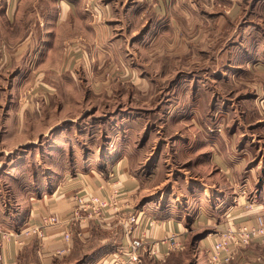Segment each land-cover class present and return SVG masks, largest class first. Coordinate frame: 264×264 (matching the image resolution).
<instances>
[{
	"label": "rangeland",
	"instance_id": "1",
	"mask_svg": "<svg viewBox=\"0 0 264 264\" xmlns=\"http://www.w3.org/2000/svg\"><path fill=\"white\" fill-rule=\"evenodd\" d=\"M19 1L18 22L13 20V26L0 15V230L21 233L30 225H22L24 210L53 182L69 177L81 167L89 172L96 169L93 165L104 167L105 135L112 128L109 124L112 120L118 122L121 114L130 111V117H121L122 123L129 126L123 127L124 131L122 126L114 131L127 139L128 150L133 155L131 173L144 189L143 200L150 199L144 205L155 207L162 198L163 207L176 205L184 217L195 221L181 249L164 261L148 259L144 264H210L207 250H200L205 249L202 238L207 243L214 240L224 229L215 224L224 222L225 214L237 206H241V211H254L255 204L250 199L255 186L264 185V130L256 121L264 123V78L254 77L252 68L243 67L225 81H211L204 75L207 80L195 82V100L190 94L194 81L183 77L178 83L172 82L174 72L161 79V69L155 67L152 59H147L149 56L143 54L139 44L135 43L129 50L128 42L120 41L118 50L110 52L112 57L101 58L107 63L103 77L109 82L108 88L116 87L114 94L106 97L67 83L59 86L61 94L52 89L48 92L35 67L31 68L33 72L28 80L27 68L22 79H16L25 58H8L18 48L26 47L27 39L33 48L46 39L41 34L37 12L41 16L44 10L41 4L48 0ZM231 1L239 4L238 14L233 17L229 16L228 9ZM218 2L219 13L215 15L228 16V22L210 19L213 27L207 30L221 23L225 30L219 35L205 36L201 41L204 56H199L195 64H180V70H199L208 65L215 68L222 64L218 57L223 52L225 58L232 59L236 48L228 47L229 41L242 39L244 45L253 43L264 48V0H216L215 3ZM1 4L2 0L0 11ZM85 8L99 24L98 15L93 11L95 7L86 4ZM29 10H33L34 18L31 14L26 17ZM148 53L154 55L151 51ZM213 61L216 64L212 65ZM138 73L146 79V90L138 98H129L127 104V97L123 98L122 94L125 88L130 91L131 86L133 90L142 88L136 82ZM174 84H177L175 88ZM249 93L253 98L244 99ZM211 102L213 110H209ZM221 141L231 147L234 159L245 157L247 163L239 176L217 165L213 155L215 150L222 149ZM200 151L209 154L203 156ZM209 156L211 162L207 161ZM61 183L56 189L62 187ZM196 212L201 216L198 220ZM107 235V230L97 229L87 239H77L73 250L53 258L50 264H90V255L98 247V240ZM30 237L34 239V235ZM200 240L203 246L198 244ZM34 248L35 242L31 240L21 249L22 264H38ZM257 256L264 264V247L252 243L234 249L226 264H256Z\"/></svg>",
	"mask_w": 264,
	"mask_h": 264
},
{
	"label": "crops",
	"instance_id": "2",
	"mask_svg": "<svg viewBox=\"0 0 264 264\" xmlns=\"http://www.w3.org/2000/svg\"><path fill=\"white\" fill-rule=\"evenodd\" d=\"M2 1L0 15L8 25L13 26L11 23L14 24L13 20L17 21L19 16L17 6L20 1ZM44 2L47 4L43 3V6L41 4V8L44 10L41 16L37 12V18L40 20L39 26L41 27L38 28L41 29V34L46 39L36 48L30 47L29 39H27L26 47L18 48L14 53H10L8 58L15 59L20 56L22 59L25 58L21 72L16 76V79H22L23 70L27 68L25 77L28 80L31 78V72H33L31 68L35 67V70L41 73L39 76L42 77V83L48 92V89H52L61 94L63 91L60 90L59 86L67 83L75 88H88L89 92L96 91L99 95L106 97L108 94H114L116 87L108 88L109 82L103 77L107 63H104L101 58L104 56L107 58L111 56V51L118 50L117 43L120 41L128 42L129 50L135 46V43L139 44L142 47L141 50H144L143 54L149 56L147 59H152L155 67L161 69V79L165 80L174 72L176 76L171 80L172 82L177 81L178 83L183 77L194 81L190 94L195 100L197 99L195 82L200 79L207 80L204 75H208L207 78L211 81H225V79L240 72L243 67L248 70L252 68L253 71L251 72L255 74L254 77L264 78V48H259L253 43L244 45L242 39H238L237 42L229 41L228 47L236 48L235 57L227 59L224 57L226 56L225 52H223L218 57L222 60V64L215 68H210L208 65L206 67L201 66L199 70L179 69L180 64L192 65L204 56V52L201 50L203 47L201 41L205 36L210 33L219 35L221 30H225L222 23L218 27L214 26L211 31L207 30L208 27H213L209 22L210 19L215 18L217 21L223 19L228 22V16L215 15L219 13L217 9L221 1L218 3H215L216 0H48ZM86 4L95 7L93 11L98 15L99 24L93 21V16V19L91 18L85 8ZM238 6L236 1H231L228 4L230 17L238 14ZM30 14L33 18L36 16L33 14V10H29L26 12V17ZM204 22H208L205 24L206 26ZM65 41L67 42L66 45L63 44ZM138 51H140L139 48ZM148 51L154 55L151 56ZM116 54L119 55L118 52ZM4 59L7 60V57L5 56ZM211 63L212 65L216 64L215 61ZM139 69L142 70L143 68ZM179 71L182 72L179 73ZM199 71L203 73L201 76L198 74ZM137 77L136 82L142 88L133 90L134 87L131 86V91L125 88L122 94L123 98L127 97V104H129V98L135 99V96L138 98L139 94L146 90V79L140 73L137 74ZM176 85L174 84V88ZM13 90L14 88L10 92ZM253 96L249 93L245 95L244 99H252ZM124 106L126 105L124 104ZM209 107V110L214 109L212 102ZM125 113L120 115L119 119L121 120L118 122L112 120L109 124L112 128L105 135L106 146L103 149L106 160L104 167L93 165L96 169L94 171L90 169V172L81 167L69 177L53 182L45 189L44 193H41L40 196L37 195V198L31 204L29 203L28 209L24 210L26 215L22 221V225L37 224L39 218L44 214H57L64 218V215L73 207L71 195L75 193L80 196L96 195L102 199H107L117 189L115 205L106 209L105 212L106 225L99 226L94 221L73 222L69 225L62 223L60 226L47 228L46 237L43 240L20 235L19 230L15 233L9 231L14 237H10L9 241L6 242V254L2 264H22L19 254L21 249L28 246L31 240L35 242L33 251L36 262L38 264H50L51 260L55 258L53 256L55 249L68 246L69 250L66 252L68 254L74 249L77 239H87L97 229L107 230L108 235L98 240L99 245L97 244L98 247L90 255L88 263L106 264V259L117 247L126 245L128 237L126 236L125 226L127 224L125 223L126 218L130 215L137 219V223L132 225L134 229L132 237L141 238L148 245L156 243L157 254L155 256H143L141 264H144V261L148 259L156 262L164 261L165 258L176 252L177 249H170L166 241L171 235L176 236L177 242L184 244L188 229L194 225L195 221L191 222L184 217L183 212L176 205L163 207L162 198L159 199L160 201L157 200L155 207L154 205H144L146 200L149 201L150 199L143 200L141 196L144 189L140 188V181L137 176L131 173V156L133 155L128 150L127 139L114 131L119 126H122L121 130L123 131V127L129 126L122 123L121 117L131 116L129 115L130 111ZM256 121L260 124L259 128L264 130V123H259L260 120ZM206 146L213 151L212 147ZM219 146L222 149L215 150V155H213L217 165L224 171L239 176L247 163L245 157L240 156L239 159H234L231 155V147L224 145V141H221ZM201 154L205 156L209 153L201 152ZM210 156L207 161L211 162ZM60 182L63 183L60 184L63 191L62 193L60 191L59 194L56 187L59 186L58 183ZM259 184L255 186L253 197L250 199V202L255 204L254 211H241V206H237L231 213L225 214L224 222H217L215 225L222 228L239 225L253 226L257 216L264 219V185L259 187ZM195 214V219L201 218L200 213L196 212ZM212 218L213 216L211 220ZM64 232L70 235L67 243L62 239ZM15 239L19 240L20 243H16ZM202 239L205 243V249L200 250L206 251L209 249L210 242L207 243L204 238ZM201 240L198 244L203 246L200 244ZM254 244L260 245L258 242ZM261 246L264 247V245ZM259 258L257 256L254 259L256 264L261 261ZM261 264H263L262 261Z\"/></svg>",
	"mask_w": 264,
	"mask_h": 264
},
{
	"label": "built area",
	"instance_id": "3",
	"mask_svg": "<svg viewBox=\"0 0 264 264\" xmlns=\"http://www.w3.org/2000/svg\"><path fill=\"white\" fill-rule=\"evenodd\" d=\"M62 193L63 188L59 187L58 192ZM117 189L114 190L107 199H102L96 195L80 196L77 193L71 195L73 207L63 217L57 214H47L39 218L37 224L28 225L20 235L30 237L34 235L39 240L45 239L46 230L49 227L60 226L62 223L69 225L73 222L87 223L94 221L99 226L106 225L107 219L105 217L106 209L115 205V197L117 196ZM137 223L136 217L130 215L126 218V245L120 246L112 252L106 259V264H141V256L143 254L155 256L157 249L156 243L148 245L143 239L132 237L133 224ZM10 237H14L12 233H5L0 230V263L2 264L5 258V245ZM62 239L67 243L70 235L67 232L62 234ZM16 240V239H15ZM165 241V240H164ZM170 249H181V245L176 241V236L171 235L166 240ZM20 243L19 240L15 241ZM210 242V241H209ZM258 242L264 245V219L257 216L253 226H231L221 229L216 238L210 242L207 256L210 264H226L233 254V250L237 248L246 247L252 243ZM69 247L55 249L53 256H62L66 254Z\"/></svg>",
	"mask_w": 264,
	"mask_h": 264
}]
</instances>
